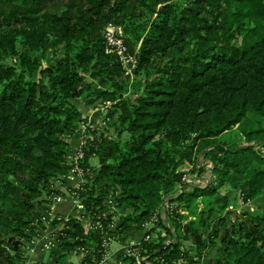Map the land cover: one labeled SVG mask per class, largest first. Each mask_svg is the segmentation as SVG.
Instances as JSON below:
<instances>
[{"label":"trees","instance_id":"1","mask_svg":"<svg viewBox=\"0 0 264 264\" xmlns=\"http://www.w3.org/2000/svg\"><path fill=\"white\" fill-rule=\"evenodd\" d=\"M110 24L138 50L131 85L105 54ZM77 94L110 104L104 125L89 126ZM260 148L264 0H0V264H26L48 226L54 264H102L106 239L155 218L138 245L151 264H199L210 249L215 264H264ZM76 167L81 216L44 221ZM208 169L204 187L183 183Z\"/></svg>","mask_w":264,"mask_h":264},{"label":"crops","instance_id":"2","mask_svg":"<svg viewBox=\"0 0 264 264\" xmlns=\"http://www.w3.org/2000/svg\"><path fill=\"white\" fill-rule=\"evenodd\" d=\"M95 106V105H94ZM94 106H92L91 110L89 109H80L86 118H88V124L92 128H98L100 126L98 115L96 111L93 110ZM105 116V113H104ZM84 142L83 134H78L71 140V147L73 153L82 145ZM81 182L79 177H76L74 180L66 179V186L71 188H76L77 185ZM184 215H187L188 212L182 211ZM82 211L78 210V203L75 199H73L69 194H64L60 196V200H52L51 205L48 207L47 216L52 219L56 216L61 217H79L81 216ZM120 222L117 220L113 229L116 230L117 226ZM57 233V229L52 226H48L47 230L42 233L40 238H37L29 248L27 252L28 261L26 264H54L52 261L51 253L52 250H47L46 244L48 241H55V234ZM147 233V229H142L141 231L131 233L123 238H119L121 241V248L117 251L115 256V264H131V261L125 257V252L133 247L141 244ZM138 235V236H137ZM109 259V258H108ZM108 259L102 264H107ZM81 260V256H77L76 263Z\"/></svg>","mask_w":264,"mask_h":264},{"label":"built area","instance_id":"3","mask_svg":"<svg viewBox=\"0 0 264 264\" xmlns=\"http://www.w3.org/2000/svg\"><path fill=\"white\" fill-rule=\"evenodd\" d=\"M104 41H105V54L108 56H114L117 58L118 62L120 63V65L124 71L125 76H127L132 82L135 78V70L138 67V58H137L138 50L135 53L130 52V50L126 44V36H125L124 28L121 26L115 25V24L108 25L104 31ZM109 106H110V104H109ZM87 127H88L87 125L82 126V133L87 129ZM82 145H83V143H82ZM80 147L72 155V161L75 160V163H78L79 161H81L83 159V156H84ZM198 164H200V162H198ZM204 165H205V162L201 163V165H198V167L204 166ZM82 176H83V171L81 169H79L78 167H76L75 170H73V174L71 176H69L67 179L74 180L76 177H79L82 181ZM183 183H190V184L197 185V183H195V177L190 176V175H188V176L185 175L183 177ZM201 183L203 184L202 180H201ZM80 184H81V182L77 185L76 188H78L80 186ZM52 200L59 201L60 196H58ZM76 201L78 203V210L82 211L83 207L80 205L78 200H76ZM231 209L233 210L234 208L231 207ZM168 214H172V213L169 211V209L167 210V208L165 207V215L166 216H164V218L166 217L167 221L169 218ZM53 219L54 218L50 219L48 216H45V218L43 220L47 221V222H51ZM155 222H157L156 218L153 219L150 223H148L144 227V229H147V232H148L154 226ZM83 224L85 225V227L87 229H90V230L94 229L95 227L96 228L101 227L100 225L99 226L98 225L97 226L92 225L89 220H85L83 222ZM144 239L149 240L150 236L147 235V233H146ZM112 241L113 240H111V239H106L104 241L103 246H104L105 250L107 251L106 259H108L110 256V254H109L110 244L112 243ZM170 243H171L170 240H168L166 242L167 245H169ZM56 245H57L56 240L55 241L50 240L47 242L45 248L47 250H52V249H55ZM125 257L131 261V264H151L148 261V257L142 256V253H141L140 249L138 248V246H133V247L129 248L125 252ZM106 259H105V261H106ZM176 264H186V262L181 260V261H178ZM199 264H202V263L199 262Z\"/></svg>","mask_w":264,"mask_h":264},{"label":"rangeland","instance_id":"4","mask_svg":"<svg viewBox=\"0 0 264 264\" xmlns=\"http://www.w3.org/2000/svg\"><path fill=\"white\" fill-rule=\"evenodd\" d=\"M148 17L149 16L146 15L145 19H143L142 21L146 20ZM142 21H140V22H142ZM124 77H125V79H124L125 83L128 84V85H131V80L125 75H124ZM94 88L95 89H100L101 85L98 82H96L94 84ZM93 101H94L93 99H87L86 97L84 98V97H81L79 95V97H77V99L74 101V103L76 104V106L79 109H86L87 108L89 110H91L92 106L95 105L93 110L96 111V113L98 115V120H99L100 126L104 125V123H103V120H104V117H105L104 113H105V111H108L109 105H103V108H99V107L97 108V104L99 102L94 103ZM100 126H98V127H100ZM235 135H237V133H235ZM232 137H233V135H229L228 134V135L222 137V141L227 142V140H230ZM258 150L261 151L260 154L264 156V152H263L264 148H260ZM200 162L202 163V161H200ZM201 163H200V165H201ZM201 167L202 166H200L199 168H201ZM193 177H195V183H197V185H199L198 184L199 180H202L203 184H200V186L204 187L206 184H208V182L212 178L211 169L206 170V172H204L201 176H199V178H198V176L196 174ZM63 187L67 188V189L71 188V187H68V186H65V185H63ZM73 189H75V188H73ZM260 204H261L260 202L248 203L245 206H243V208L238 209V210L237 209H233L232 210L231 207H230L229 211H232L234 213L233 216H238V215L241 214L242 209H247V210H250V211L259 210ZM201 207H202V205H201ZM212 229H213V227H212ZM120 248H121L120 239L118 238V239L113 240L112 243L110 244V252H109L110 256H109L107 264H115V259H116L115 256L117 254L116 252L119 251ZM184 248L189 249L192 252H195V248L196 247H195L194 241L186 242ZM28 251H29V249L27 250V252ZM214 254H215V252L210 249V251L208 252V255H206V256H204L203 258L200 259L201 263L202 264H215L217 261L215 259H213V255ZM73 261L76 262V259L73 258Z\"/></svg>","mask_w":264,"mask_h":264},{"label":"water","instance_id":"5","mask_svg":"<svg viewBox=\"0 0 264 264\" xmlns=\"http://www.w3.org/2000/svg\"><path fill=\"white\" fill-rule=\"evenodd\" d=\"M77 97H79V94H77ZM103 108V105L99 102L98 104H97V108ZM108 114V111H105V117H106V115ZM105 117H104V119H105ZM58 190H60L63 194H68V189L67 188H64V187H58ZM11 241H12V239H11ZM194 241V244L196 245V240L194 239L193 240ZM15 246H18V243L16 242L15 243Z\"/></svg>","mask_w":264,"mask_h":264}]
</instances>
